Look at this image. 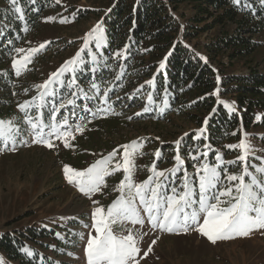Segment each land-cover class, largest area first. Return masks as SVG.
I'll list each match as a JSON object with an SVG mask.
<instances>
[{
	"label": "rangeland",
	"instance_id": "374dc122",
	"mask_svg": "<svg viewBox=\"0 0 264 264\" xmlns=\"http://www.w3.org/2000/svg\"><path fill=\"white\" fill-rule=\"evenodd\" d=\"M50 1L54 2V7L43 15L40 29L28 36L23 43L27 49L39 48L42 43L45 47L35 54L34 63L27 65V69L22 70L20 76L16 75L17 80L14 82H19L17 85L0 83V97L6 98V95L12 94L13 100L23 98L24 103L28 98L24 97L23 92L28 89L33 97H38L36 92L40 90L36 85L48 80L52 73L57 72L79 50L84 49L81 52L83 59L84 54L94 52L95 46L91 45L95 44L94 41L90 40L85 48L84 40L98 22L102 23L106 43L103 21L111 10V0H59V3L56 0ZM176 14L181 23L180 40L203 60L208 61L219 77L264 73V31L251 38V44L255 48L251 54L233 58L232 54L236 50L230 48L213 58L207 50L208 45H216L222 38L234 35L235 26L226 24L200 32L196 28L199 25L192 20L195 12L193 5L189 3L180 4ZM47 17L55 19L48 21L45 19ZM64 18H67L66 22H61ZM204 25L205 23H201L199 27ZM187 29L189 34L195 36L186 37ZM100 49L101 47L98 48ZM26 54L28 50L21 53L20 57ZM146 61L145 65L154 62L150 54L146 56ZM8 66H12V62ZM158 69L152 73L153 76L158 73ZM71 75L65 73L61 76L65 80L64 84L57 82L58 86L67 91L66 98L74 101L73 104L65 103L64 112L68 125H61L62 131H71L74 137L68 138L69 147L64 146L63 139L54 137L53 148L32 143L33 137L28 133L25 116L22 117L19 127L21 134L16 137L15 150H12L11 142L7 145L0 142V234L19 237L23 244L31 248V252L34 250L40 255L39 264H87L84 251L86 237L89 232L95 235V230L85 225L93 223L91 214L94 208L102 207L106 211L122 194L117 186L123 179V169L112 171L117 164L124 163L123 148L120 147L122 145L132 141H137L140 145L134 157L135 183L143 182L153 175L150 170L153 164L157 171H165L176 166L174 157L177 154L181 157L183 164L180 171L174 175L165 171L168 178L165 191H170L172 186L180 191V182L185 171L193 183L197 182L195 166L205 160L210 164L213 162L211 156L201 158L203 152L210 155L211 150H217L213 156L220 154L225 161L236 160L241 155V150L225 146L237 144L241 139H246L252 149L248 163L254 166L264 164V109L257 111L258 125L247 129L242 123L232 131L235 137L223 142V150L221 146H215L207 140L208 132L204 121L208 113H203V124H199L188 117V113H178L169 105L161 107L157 112L158 108L148 98L144 106L139 98L150 87L146 81L151 78L140 82H101L99 86L96 84L98 87L94 92L100 94L104 90L105 93L107 89V97L103 93L101 100L99 95L92 100L82 92L78 93L77 86H67L66 81ZM53 82H56L55 78ZM223 84L224 82L222 85L218 83L214 90L218 102H227L230 108L225 103L222 104L228 110L242 113L247 104H243V107L239 105L238 93L223 94L222 91L228 88L229 82ZM55 86L52 83L49 88L53 89ZM74 92L75 95H72ZM249 98L252 99V96L249 95ZM44 101L45 97L41 102ZM89 104L92 107L89 108ZM86 108L90 111H86ZM145 108L148 110L145 111ZM99 109L105 111H98ZM185 110L191 114H200L191 107ZM77 125L83 127L82 132L75 130ZM202 127L205 131L200 138L206 139L204 144L199 142L200 138H196ZM177 140H181L179 147L175 143ZM206 144L210 148H205ZM114 149L117 150L116 155L108 162V169L112 174L105 177L100 191L86 195L75 184L68 183L63 170L65 165L83 171L97 160L108 157ZM157 151L161 153L160 157H156ZM243 166L242 162L226 165L228 173L234 174H240ZM249 171L255 173V168L249 167ZM247 179L249 178L246 177ZM224 184L228 182L224 181ZM124 195L127 197V189ZM93 201L97 203L94 204ZM142 216L145 217L144 225L124 222L113 228L117 235L126 234V229L132 228L134 234L139 233L142 236L139 242L140 253L137 256L140 264H264V230H254L248 237H233L212 243L196 231L195 226L187 233H169L158 228L152 229L146 213H142ZM202 222L203 215L200 219V223ZM154 240L155 244L152 243ZM150 246L152 251L144 256ZM0 257L5 264H17L3 250H0Z\"/></svg>",
	"mask_w": 264,
	"mask_h": 264
},
{
	"label": "trees",
	"instance_id": "16d2710c",
	"mask_svg": "<svg viewBox=\"0 0 264 264\" xmlns=\"http://www.w3.org/2000/svg\"><path fill=\"white\" fill-rule=\"evenodd\" d=\"M111 2V10L103 21L106 43L100 50L94 47L93 53L84 54L85 64L76 70L78 93L83 89L88 93V99L94 100L100 96L101 100L104 90L96 94L91 88L92 83L99 86L101 82H140L155 77L153 86L150 85L139 98L143 105L151 94L150 101L158 108L157 112L161 107L169 105L178 113H188V117L199 124H203V113H208L207 140L215 146H221L222 149L223 142L235 137L232 131L242 123L247 129L258 125L257 111L264 109V73L254 71V74L247 76L219 77L208 61L203 60L180 40L181 23L176 13L180 4H192L195 12L192 20L199 26L205 23L204 26H196L200 32L216 26L233 24L235 34L222 38L216 45H208L207 50L215 58L214 56L221 51L234 48L236 51L232 57L235 58L254 52L251 38L264 31V3L261 0H240L238 4L233 3V0H111ZM16 7H20L22 12L16 13L9 0H0V66L3 67L0 68V83L7 85L19 83L14 82L17 80L15 70L8 66L13 58L21 55L16 53L15 49L28 50L23 45L24 41L40 29L43 15L54 7V2L18 0ZM188 32L187 29L186 37L195 36ZM125 45H128V48L122 56L113 55L118 50H124ZM92 54L96 55L95 61ZM149 54L154 62L145 65L146 56ZM35 59L36 55H33L28 66L34 63ZM161 62L165 65L163 69L159 68ZM148 69L150 72H147ZM156 69L158 73L153 76L152 73ZM222 82L223 85L229 82L228 88L222 91L223 94L238 93L239 105L243 107V104H247L242 113L228 110L218 102L214 90L218 83L222 85ZM53 83L56 86L53 89L48 87V93L55 92V95H46V101L41 102L37 91L36 103H40L42 107L38 109L33 107L27 111L34 119L39 114L44 123L50 122L52 108L61 102L66 103L67 99V91L58 86L57 82ZM23 93L24 97L28 98L27 101L32 100L33 96L29 89ZM6 96L0 97V120H11L20 127L25 111L18 105L23 104V98L13 100L12 94ZM190 107L200 114L186 112L185 109ZM57 113L58 116L52 122L60 123L65 117L64 108ZM200 139L199 142L204 144L206 139L204 137ZM215 151L217 150H211V154L207 155L211 156L213 162ZM202 154L200 157L205 158ZM24 249L31 248L23 244L19 237L0 234V250H3L13 263L39 264L40 255L34 250L28 255Z\"/></svg>",
	"mask_w": 264,
	"mask_h": 264
},
{
	"label": "snow or ice",
	"instance_id": "6c2138e0",
	"mask_svg": "<svg viewBox=\"0 0 264 264\" xmlns=\"http://www.w3.org/2000/svg\"><path fill=\"white\" fill-rule=\"evenodd\" d=\"M9 2L16 13L22 12L20 7H16L18 0H9ZM56 2L59 3V0H56ZM239 2L240 0H233L235 4ZM261 2L264 3V0H261ZM45 19L51 21L55 18L47 17ZM66 20L67 18H64L61 22H66ZM90 40L94 41L97 49L105 43V34L101 22H98L87 34L84 40L85 48L88 47ZM44 47L45 44L42 43L39 48L28 49V54L13 58L12 67L16 74L20 75L22 70H26L27 65L31 63L32 56ZM127 48L128 45H125L124 50H118L113 55L120 57ZM83 51L82 48L74 57L67 60L57 72L52 73L48 80L36 85L40 90L39 100L43 101L46 95H55V92L48 93V87L53 83V78L56 82L64 84L65 80H62L61 76L65 73L72 74L66 81L67 86L69 88L74 85L79 87L75 73L77 68L85 63L81 57ZM15 52L24 53L25 50L17 48ZM92 59L93 61L96 60L95 54L92 55ZM164 66V62H161L159 68L163 69ZM154 79L155 77L146 81V83L151 85L154 83ZM97 87L95 83L91 84V88L97 89ZM107 91L106 89L105 97H107ZM81 92L85 97L88 96V93L83 89H81ZM72 95H75V93H72ZM37 99L38 97H33L31 101H25L23 104L18 105L21 110L25 111V119L30 126L28 133L33 137L32 143L44 144L49 148H53L52 141L54 137L55 139H63L64 146L69 147L68 138H74L72 132L61 130V124L68 125V118L64 117L60 123L52 122L56 113L65 107V102L54 106L50 114V122L44 123L39 114L35 119L27 114V111L33 107L37 109L42 107L40 103H36ZM148 99L152 100L151 94H149ZM105 102H107L106 99ZM73 103L72 99L66 100V104ZM222 103H225L226 107H231L227 102ZM85 110L90 111L87 108ZM147 110L145 108V111ZM98 111L105 110L99 109ZM92 114L96 115V113ZM73 115H75L74 112ZM257 119H259V116ZM207 122L208 118H205L204 124L207 125ZM46 129L47 131H45ZM75 130L82 132L83 127L77 125ZM21 131L15 122L0 120V142L5 145L11 142L13 145L12 150H15L16 137L21 134ZM204 131V127L198 130L196 138L199 139ZM232 134L235 135V133ZM20 142L25 143V141ZM175 143L179 147L181 140H177ZM120 147L123 148L124 163L123 165L117 164L116 169L112 171L123 169V179L117 186L122 194L106 211L102 207L94 208L91 214L93 223L85 225V227L95 230V235L89 232L86 237L87 242L84 251L87 264H140L137 256L140 253L139 242L142 236L139 233L134 234L132 228L126 229V234L117 235L114 234L113 228L118 223L122 224L124 222H131L132 225H144L145 217L142 216V213H146V218L152 229L158 228L169 233L177 231L187 233L195 226V230L212 243L233 237H248L254 230H264V164L254 166L248 163V156L252 149L246 139H241L237 144L225 146L241 150V155L236 160L225 161L220 154H217L215 161L211 164L207 161L198 163V166H195L196 183L191 181L185 171L184 178L180 182V191H177L176 186H172L170 191L164 190L168 182L165 171L174 175L175 172L181 170L180 166L183 161L178 154L174 157L177 164L173 169L157 171L153 164L150 169L153 175H150L143 182L135 183L133 180L134 157L140 145L137 144V141H132L130 144ZM204 147L210 148V145L206 144ZM116 152L117 150L114 149L113 152L108 154V157L97 160L83 171L65 165L63 170L68 183L75 184L79 191L86 195L100 191V186L104 184L105 177L112 174L108 169V162L116 155ZM140 154L142 155V153ZM155 155L160 157L161 153L157 151ZM207 155V152L202 154L204 157ZM192 158L196 159L195 156ZM238 162H242L244 165L241 173H228L226 165H236ZM249 167H254L255 173L250 172ZM161 177H164V179H161ZM246 177L249 179L246 180ZM224 181H227L228 184L225 185ZM125 189L128 191L127 197L124 195ZM222 197L228 199L223 200ZM93 203L97 202L93 201ZM201 215H203L202 223H200ZM155 242V240L152 241L153 244ZM23 251L28 255L32 254L29 249ZM151 251L150 246L148 251L144 252V256H147ZM69 255L72 254L69 253ZM0 264H5L2 257H0Z\"/></svg>",
	"mask_w": 264,
	"mask_h": 264
}]
</instances>
